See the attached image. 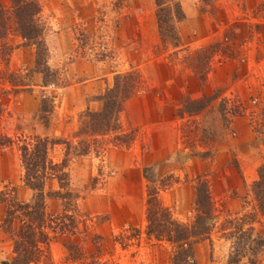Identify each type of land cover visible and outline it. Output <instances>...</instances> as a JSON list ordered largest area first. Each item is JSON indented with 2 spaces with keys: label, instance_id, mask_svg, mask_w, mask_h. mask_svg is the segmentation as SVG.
<instances>
[{
  "label": "rangeland",
  "instance_id": "obj_1",
  "mask_svg": "<svg viewBox=\"0 0 264 264\" xmlns=\"http://www.w3.org/2000/svg\"><path fill=\"white\" fill-rule=\"evenodd\" d=\"M35 1L46 64L57 80L43 86L33 72L28 89L5 97L0 129L87 145L84 155L70 149L67 156L69 187L78 197L75 234L66 236L105 264H170V243L145 234L147 193L156 189L172 218L185 223L199 176L216 217L210 239L194 247L195 264H225L232 226L248 214L253 220L242 229L264 238V215L243 198L264 156V0H160V16L170 17L173 1L182 12L161 32L154 0ZM3 41L11 50L0 71L33 69L34 46L12 31ZM118 74L139 86L123 100L117 128L95 135L85 115L101 109L102 94ZM44 96L53 99L40 118ZM62 153L54 145L50 157ZM4 189L19 201L31 197L13 146L0 148ZM46 206L60 213L58 201ZM2 211L0 202V217ZM65 239L53 235L48 242L54 263L66 260ZM10 245L0 230V264Z\"/></svg>",
  "mask_w": 264,
  "mask_h": 264
},
{
  "label": "trees",
  "instance_id": "obj_2",
  "mask_svg": "<svg viewBox=\"0 0 264 264\" xmlns=\"http://www.w3.org/2000/svg\"><path fill=\"white\" fill-rule=\"evenodd\" d=\"M4 2V4L2 3ZM158 31L169 19L178 22L182 18L178 2L173 1L170 17L159 15L160 0H154ZM168 15V13H167ZM167 18V19H166ZM43 25L39 19V9L35 0H0V60L9 58L11 48L3 41L9 32H15L23 43L34 46L33 69L24 73L0 71V123L7 114L5 98L9 93H18L28 89L32 84L29 76L33 72L40 74L43 86L55 85V71L46 64V49L43 43ZM161 34V33H160ZM116 75L113 85L102 94V107L96 112H87L88 130L99 135L117 128V114L122 102L138 88V79L129 86L123 82L125 76ZM122 82V84H120ZM127 88L126 92L124 91ZM129 91V92H128ZM128 92V93H127ZM126 93V94H125ZM121 95H123L121 97ZM120 96V97H118ZM53 97H42L38 112L40 118L46 114L45 105L52 103ZM85 122V123H86ZM83 143V142H82ZM71 146L67 141L39 135H8L0 129V148L13 146L18 154L22 168V183L31 191L27 201H19L13 190H0V202L3 211L0 217V230L10 239V254L1 264H105L95 254L85 255L82 247L70 237L75 234L74 203L78 194L68 183L67 162L70 149L77 155L88 151L86 144ZM62 147L63 153L57 160H52L50 150L53 146ZM256 177L250 183L244 195V204H251L254 211L264 215V156L256 167ZM194 186L193 214L190 219L181 223L172 218L166 207L162 206L157 197L156 189L147 193L145 208V234L155 240L170 243V264H195L194 247L203 240L210 239L213 222L216 217L215 206L210 197L206 181L196 178ZM58 201L60 213L47 210V200ZM62 213V214H61ZM72 213V214H71ZM244 218H247L245 221ZM250 214L243 216L239 224L232 226L233 243L227 254L225 264H260L258 259L264 247V238L249 235V228L242 229L251 223ZM65 236L63 241L67 257L60 263L48 258L47 245L51 236ZM99 247V245H97ZM245 259V260H243Z\"/></svg>",
  "mask_w": 264,
  "mask_h": 264
}]
</instances>
